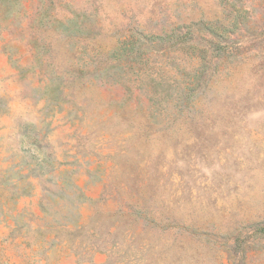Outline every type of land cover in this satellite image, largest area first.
I'll use <instances>...</instances> for the list:
<instances>
[{"label": "rangeland", "instance_id": "obj_1", "mask_svg": "<svg viewBox=\"0 0 264 264\" xmlns=\"http://www.w3.org/2000/svg\"><path fill=\"white\" fill-rule=\"evenodd\" d=\"M0 264H264V0H0Z\"/></svg>", "mask_w": 264, "mask_h": 264}]
</instances>
